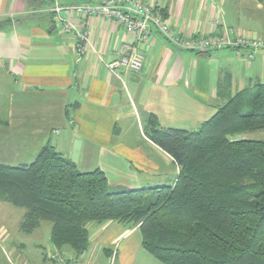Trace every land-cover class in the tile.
I'll use <instances>...</instances> for the list:
<instances>
[{
	"label": "crops",
	"instance_id": "crops-1",
	"mask_svg": "<svg viewBox=\"0 0 264 264\" xmlns=\"http://www.w3.org/2000/svg\"><path fill=\"white\" fill-rule=\"evenodd\" d=\"M100 1L0 0V164H28L50 140L80 172L101 169L110 190L173 184L178 166L146 136L148 118L156 117L161 128L191 131L214 114L221 103L217 86L227 78L231 94L264 82V1L142 0L183 37L223 32L258 39L263 46L197 53L152 29L146 44H136L141 68L115 72L100 58L116 59L121 44L131 40L121 25L88 17V39L77 53L75 37L61 30L58 16L64 13L49 11L54 5ZM228 2L232 14L224 8ZM241 14L251 24L241 25ZM24 214V208L0 199V264H50L51 245L30 256L13 251V242L6 245L13 227L37 237L40 223L28 233L20 229ZM89 242L76 257L79 264H107L114 249L113 264H163L143 249L137 226L92 223Z\"/></svg>",
	"mask_w": 264,
	"mask_h": 264
},
{
	"label": "trees",
	"instance_id": "trees-1",
	"mask_svg": "<svg viewBox=\"0 0 264 264\" xmlns=\"http://www.w3.org/2000/svg\"><path fill=\"white\" fill-rule=\"evenodd\" d=\"M225 83L194 130L148 118L146 136L178 166L173 184L110 190L101 169L80 172L48 140L28 164H0V199L25 209L23 232L49 221L64 256L88 249L92 223L113 221L137 225L163 264H264V141L239 137L264 129V82L235 94Z\"/></svg>",
	"mask_w": 264,
	"mask_h": 264
},
{
	"label": "built area",
	"instance_id": "built-area-1",
	"mask_svg": "<svg viewBox=\"0 0 264 264\" xmlns=\"http://www.w3.org/2000/svg\"><path fill=\"white\" fill-rule=\"evenodd\" d=\"M49 11L56 15L59 12L64 13L63 17L58 16L61 21V30L75 37L77 53L83 52L84 43L88 39V30L85 28L88 17L100 16L121 25L131 36V40L121 44L116 59L104 62L100 58L105 68L110 72H115L119 67L132 71L141 68L143 57L137 50L136 44H146L152 36V29L172 45L197 53L234 47L258 48L263 46V43L258 39L245 36L230 38L223 32L207 34L196 32L183 37L176 32L166 16L142 0H101L98 3L54 5ZM218 22L219 20L216 19L213 25H219ZM247 56L251 58L253 53H249ZM49 259L50 264H78L76 257H66L58 252L50 254ZM108 264H113V260L111 259Z\"/></svg>",
	"mask_w": 264,
	"mask_h": 264
},
{
	"label": "rangeland",
	"instance_id": "rangeland-1",
	"mask_svg": "<svg viewBox=\"0 0 264 264\" xmlns=\"http://www.w3.org/2000/svg\"><path fill=\"white\" fill-rule=\"evenodd\" d=\"M230 5H231V2H228L227 5L224 6V8L227 10V14H232ZM247 14H249V12H247ZM250 15L254 16V13L250 14ZM243 16L244 15H242V14L239 15V19H241V25H245L246 24V26H247V24L248 25H249V23L251 24V22L247 18L246 19L243 18ZM251 21H252V19H251ZM232 22L235 23V24H238V20H236V19L232 20ZM244 136L246 138L258 139V140H263L264 141V129L247 132V133L244 134ZM49 226H50V222L49 221L40 222V227L36 230L37 237L35 235H31V236L30 235H25V234L19 232L17 230V228L13 227L12 230H10V233H11L10 234V238L6 242L7 243L6 245H8L10 247L12 242L15 243L16 246L13 247V251H15L16 253L21 251V253L26 255V256L34 255L35 252H37L38 254L41 255L42 251H44L45 248L50 246L49 237H48ZM133 226L136 227L137 225H133ZM33 240L35 242L40 243L41 247H35L33 245V243H32ZM19 243H25V246L21 247L19 245ZM3 250H4V248H3ZM4 251H6V250H4ZM115 255H116L115 254V249H114V251L111 250V255H110L111 257H110L108 262H110L111 259L114 260L115 259ZM76 262L79 264L78 261H76ZM108 262H107V264H108Z\"/></svg>",
	"mask_w": 264,
	"mask_h": 264
}]
</instances>
